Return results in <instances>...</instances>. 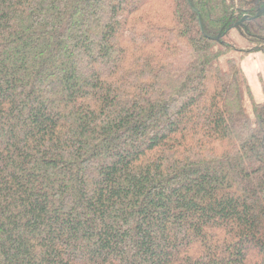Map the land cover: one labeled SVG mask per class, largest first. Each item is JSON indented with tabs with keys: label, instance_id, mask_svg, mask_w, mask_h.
Listing matches in <instances>:
<instances>
[{
	"label": "trees",
	"instance_id": "1",
	"mask_svg": "<svg viewBox=\"0 0 264 264\" xmlns=\"http://www.w3.org/2000/svg\"><path fill=\"white\" fill-rule=\"evenodd\" d=\"M264 0H0V264H264Z\"/></svg>",
	"mask_w": 264,
	"mask_h": 264
},
{
	"label": "crops",
	"instance_id": "2",
	"mask_svg": "<svg viewBox=\"0 0 264 264\" xmlns=\"http://www.w3.org/2000/svg\"><path fill=\"white\" fill-rule=\"evenodd\" d=\"M242 69L247 78L256 103L264 102V55L251 54L242 61Z\"/></svg>",
	"mask_w": 264,
	"mask_h": 264
}]
</instances>
